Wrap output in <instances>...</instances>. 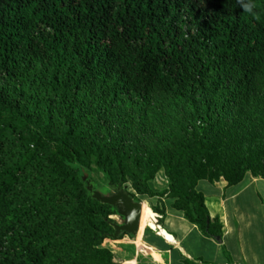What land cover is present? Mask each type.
Here are the masks:
<instances>
[{"label":"trees","instance_id":"16d2710c","mask_svg":"<svg viewBox=\"0 0 264 264\" xmlns=\"http://www.w3.org/2000/svg\"><path fill=\"white\" fill-rule=\"evenodd\" d=\"M90 166L220 236L198 182L264 179V0H0V264H119Z\"/></svg>","mask_w":264,"mask_h":264},{"label":"crops","instance_id":"0c3cea01","mask_svg":"<svg viewBox=\"0 0 264 264\" xmlns=\"http://www.w3.org/2000/svg\"><path fill=\"white\" fill-rule=\"evenodd\" d=\"M160 176L161 184L157 181ZM200 182L205 184L200 189L198 182L196 190L203 194L210 221L218 220L220 236H206L184 218L183 212L173 209V200L166 196L135 195L141 217L143 207L145 211L136 231L104 241L119 264H264V196L251 193L255 185L264 192V179L247 174L239 184L229 187L223 180ZM166 185L159 173L151 189L163 191ZM127 191L129 196L133 194L131 189ZM112 219L117 225L127 223L119 216ZM148 220L156 227L147 226Z\"/></svg>","mask_w":264,"mask_h":264},{"label":"rangeland","instance_id":"374dc122","mask_svg":"<svg viewBox=\"0 0 264 264\" xmlns=\"http://www.w3.org/2000/svg\"><path fill=\"white\" fill-rule=\"evenodd\" d=\"M243 146L247 147V144H243ZM81 172H82L81 178H82V181L85 183V186L86 187L88 186V188L90 190H92V193L95 194L99 198V200H106V201L112 200V198H114V195L116 193H118L119 191L128 192L127 189H130L129 185H127V184L126 185H118L117 187L112 186L109 183V181L107 180V178L93 166H90L88 168L82 169ZM247 174L249 175V173H247ZM221 180H223L222 177H220L218 180H216L214 182H219ZM157 181H158V183L161 184L162 183V176L158 177ZM89 182L92 183V185H93L92 188L89 187ZM152 184L154 185V182ZM203 184H205V183L204 182H199L198 188H200V189L203 188L202 187V186H204ZM153 185H151V188L154 187ZM251 190H252V192L251 191H248V192H251V193L254 192V193L258 194V195L262 194V196H264V194H263L264 192H262V189H260L259 186H257V185L252 186ZM132 201L135 204V201L133 200V198H132ZM112 207H114L115 210L117 211V215H115V216H119V217L125 218L124 215H122L119 206H112ZM111 218H113V216H111ZM111 221L113 222V224H112L113 228H114V226L115 227L119 226V225L116 224L117 220L114 221L112 219ZM121 233H122V231H119L118 234H117V237L113 238V234H112L111 237H109L107 239H110V240L117 239L119 237V235H121ZM107 244H108V242H106V243L103 242L102 246L107 249L108 248Z\"/></svg>","mask_w":264,"mask_h":264},{"label":"water","instance_id":"95a60500","mask_svg":"<svg viewBox=\"0 0 264 264\" xmlns=\"http://www.w3.org/2000/svg\"><path fill=\"white\" fill-rule=\"evenodd\" d=\"M97 199L99 200L98 197ZM99 201L109 204L110 206H119L122 215H124L127 221V223L124 225H119L118 227L114 226L113 238L117 237L119 231L131 234L136 231L141 218L140 207L137 204L133 203L132 198L129 196V194H127V192L119 191L114 195V198H112V200Z\"/></svg>","mask_w":264,"mask_h":264},{"label":"bare ground","instance_id":"6f19581e","mask_svg":"<svg viewBox=\"0 0 264 264\" xmlns=\"http://www.w3.org/2000/svg\"><path fill=\"white\" fill-rule=\"evenodd\" d=\"M144 213H145V211H144V207H143L141 221H142V218L144 217ZM140 225H141V223H140Z\"/></svg>","mask_w":264,"mask_h":264}]
</instances>
